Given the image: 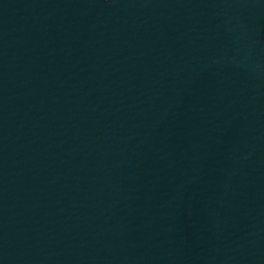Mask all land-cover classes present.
I'll list each match as a JSON object with an SVG mask.
<instances>
[{"label":"water","instance_id":"water-1","mask_svg":"<svg viewBox=\"0 0 264 264\" xmlns=\"http://www.w3.org/2000/svg\"><path fill=\"white\" fill-rule=\"evenodd\" d=\"M0 264H264V0H0Z\"/></svg>","mask_w":264,"mask_h":264}]
</instances>
